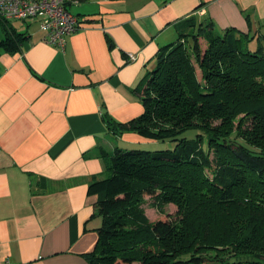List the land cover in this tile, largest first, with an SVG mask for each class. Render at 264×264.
I'll return each instance as SVG.
<instances>
[{"label": "crops", "instance_id": "1", "mask_svg": "<svg viewBox=\"0 0 264 264\" xmlns=\"http://www.w3.org/2000/svg\"><path fill=\"white\" fill-rule=\"evenodd\" d=\"M79 26L60 49L36 18H0V264H89L98 216L88 184L104 172L102 147L152 144L108 129L143 107L139 93L158 49L185 18L264 38V0H70ZM264 47V40H259ZM135 59H129V53ZM122 148V147H120ZM125 149V148H124Z\"/></svg>", "mask_w": 264, "mask_h": 264}, {"label": "trees", "instance_id": "2", "mask_svg": "<svg viewBox=\"0 0 264 264\" xmlns=\"http://www.w3.org/2000/svg\"><path fill=\"white\" fill-rule=\"evenodd\" d=\"M184 20L156 53L139 93L143 111L105 118L115 134L168 146L97 150L105 167L88 184L97 195L91 216L100 218L94 249L83 254L89 264H264V38L251 49L248 33ZM17 40L8 34L0 45L12 50Z\"/></svg>", "mask_w": 264, "mask_h": 264}, {"label": "built area", "instance_id": "3", "mask_svg": "<svg viewBox=\"0 0 264 264\" xmlns=\"http://www.w3.org/2000/svg\"><path fill=\"white\" fill-rule=\"evenodd\" d=\"M70 0H0L3 20L36 18L43 32L42 39L63 49L67 37L79 26V18L68 8ZM129 59H135L130 52Z\"/></svg>", "mask_w": 264, "mask_h": 264}, {"label": "rangeland", "instance_id": "4", "mask_svg": "<svg viewBox=\"0 0 264 264\" xmlns=\"http://www.w3.org/2000/svg\"><path fill=\"white\" fill-rule=\"evenodd\" d=\"M189 40V39H188ZM262 53H264V47H262ZM187 136H190L193 134L192 131H187L185 133ZM119 147L125 148V149H131V148H139V149H145V150H156V149H163L166 148L168 146L167 142H156V145H152V144H136V145H130L129 143H125L122 141H119ZM211 157V155H210ZM205 172L211 176L210 170L205 169ZM153 198L145 195L142 199V205L145 208L146 214L150 217H154L157 214V210L155 208V206L153 205ZM164 209L166 212H168L171 217H174L176 212H177V207L173 204V203H166L164 205Z\"/></svg>", "mask_w": 264, "mask_h": 264}]
</instances>
